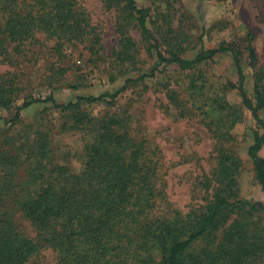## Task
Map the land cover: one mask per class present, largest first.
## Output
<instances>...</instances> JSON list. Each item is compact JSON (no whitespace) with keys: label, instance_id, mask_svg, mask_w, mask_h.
Wrapping results in <instances>:
<instances>
[{"label":"rangeland","instance_id":"obj_1","mask_svg":"<svg viewBox=\"0 0 264 264\" xmlns=\"http://www.w3.org/2000/svg\"><path fill=\"white\" fill-rule=\"evenodd\" d=\"M1 1L0 224L9 220L15 230L30 238L38 233L30 215L18 204L33 193L29 184L24 185L27 164L15 167L6 163L8 155L16 154L15 144L20 143L14 139L26 136L30 142L48 135L52 167L64 166L77 172L84 166L91 133L86 134L70 112L61 111L50 101H40L24 108L21 120L11 123L18 106L50 95L58 104H66L80 96L122 90L114 104L85 102L82 111L93 119L107 114L127 119L122 129L129 132L137 146L144 147L156 167V216L170 217L175 212L186 215L205 207L219 186L222 148L235 151L243 160L240 197L264 204V192L248 154L256 119L243 105L240 92L226 84L239 80L231 52L219 53L189 69L177 64L158 67L156 53L149 52L135 20L120 2L67 0L70 19L60 26L63 10L54 9L55 0H47L46 4L9 0L12 7L2 6ZM136 2L151 9L149 26L186 58H195L203 47L241 45L245 88L255 99V81L264 78V0ZM15 14L35 18L30 38L17 51L7 44L1 46L8 28L5 24ZM250 32L254 35L257 63L250 61L245 49L244 40ZM143 74H147L144 79L127 82ZM224 97L244 114L236 117L222 109L217 100ZM261 115L264 118V112ZM43 172L37 170L41 182L45 180ZM244 214L237 208L228 210L219 238L235 218L245 221ZM254 215L248 217L251 228L263 234L264 213ZM208 242V238L200 240L192 250L197 252ZM25 264H60L58 251L44 241Z\"/></svg>","mask_w":264,"mask_h":264},{"label":"trees","instance_id":"obj_2","mask_svg":"<svg viewBox=\"0 0 264 264\" xmlns=\"http://www.w3.org/2000/svg\"><path fill=\"white\" fill-rule=\"evenodd\" d=\"M8 1H1L2 6L12 7ZM37 1L46 4L47 0ZM106 1L124 5L148 43L149 52L156 53L158 67L177 64L182 69H189L214 59L219 53H232L239 80H229L226 84L229 89L240 92L243 105L256 119L248 154L264 192V118L261 115L264 112V78L256 79L253 99L245 88L241 45L203 47L195 58L189 59L172 49L149 26L150 8L139 6L136 0ZM67 7V0H55L54 9L63 10L64 19L60 26L70 19ZM11 20L5 24L8 28L1 38V46L7 44L16 51L22 50L30 38L35 18L15 14ZM253 40L254 35L250 32L244 44L250 61L257 63L258 53ZM146 75L127 82L142 80ZM3 91L10 102L6 90ZM121 91L80 96L77 101L66 104H58L50 95L45 100L34 99L18 106L12 124L21 120L24 108L36 102L50 101L61 111L74 115L73 119L80 122V127L92 137L90 135L86 142L84 166L77 172L64 166L52 167L48 135L30 142L26 136L14 139L20 143L15 144L16 154L8 155L6 163L15 167L27 164L28 176L24 185L29 184L33 193L18 204L30 215L38 233L30 238L15 230L9 220L1 222L0 262L25 264L40 250L44 241L57 249L60 264H216L220 261L259 264L264 261V227L263 234L253 231L248 218L264 213V204L251 203L240 197L239 175L243 160L231 149L222 148L219 152V186L205 207L186 215L175 212L170 217H160L154 214L156 167L144 147L137 146L129 132L122 129L127 119L115 114L93 119L82 111L85 102L114 104ZM217 101L222 109L236 117L244 114L226 97ZM40 169L44 170L43 182L40 181V171L37 173ZM235 208L245 213L246 220L235 218L219 238L225 213ZM205 238L209 239L207 245L193 251L195 244Z\"/></svg>","mask_w":264,"mask_h":264}]
</instances>
